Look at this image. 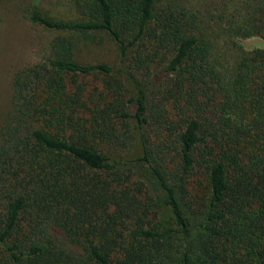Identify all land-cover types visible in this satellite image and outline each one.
<instances>
[{
  "label": "trees",
  "instance_id": "1",
  "mask_svg": "<svg viewBox=\"0 0 264 264\" xmlns=\"http://www.w3.org/2000/svg\"><path fill=\"white\" fill-rule=\"evenodd\" d=\"M74 7L75 19L26 11L60 34L13 76L0 126V264H264V49L225 73L198 13L179 4ZM225 23L231 37H264V0H239ZM96 33L116 43V65L76 59L68 34ZM130 138V161L103 149Z\"/></svg>",
  "mask_w": 264,
  "mask_h": 264
},
{
  "label": "rangeland",
  "instance_id": "2",
  "mask_svg": "<svg viewBox=\"0 0 264 264\" xmlns=\"http://www.w3.org/2000/svg\"><path fill=\"white\" fill-rule=\"evenodd\" d=\"M166 2L179 4L190 12L198 13L197 33L208 42L210 59L222 72L230 73L242 53L256 48L264 49V37L251 35L237 38L226 32L225 20L239 0H160V4ZM33 6L52 18L78 17L74 0H0V126L10 107L14 74L48 57L52 39L60 34L26 17V11ZM68 36L75 40V57L78 61L118 63L117 45L107 34L96 33L89 40L77 34ZM135 73L141 78L143 71L138 69ZM103 78L91 75L84 80L97 94L103 91ZM103 149L115 151L128 161L139 155L133 138L119 146L115 143L104 144ZM160 214L163 220H171L168 207H162Z\"/></svg>",
  "mask_w": 264,
  "mask_h": 264
}]
</instances>
